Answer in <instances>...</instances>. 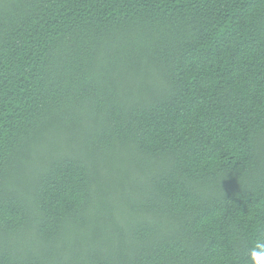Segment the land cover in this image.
<instances>
[{"label": "trees", "instance_id": "trees-1", "mask_svg": "<svg viewBox=\"0 0 264 264\" xmlns=\"http://www.w3.org/2000/svg\"><path fill=\"white\" fill-rule=\"evenodd\" d=\"M257 244L264 0H0V264Z\"/></svg>", "mask_w": 264, "mask_h": 264}, {"label": "clouds", "instance_id": "clouds-1", "mask_svg": "<svg viewBox=\"0 0 264 264\" xmlns=\"http://www.w3.org/2000/svg\"><path fill=\"white\" fill-rule=\"evenodd\" d=\"M257 249H264V245L257 244L256 248L251 250L252 264H264V250L258 251Z\"/></svg>", "mask_w": 264, "mask_h": 264}]
</instances>
